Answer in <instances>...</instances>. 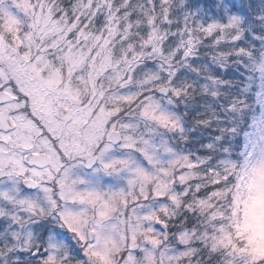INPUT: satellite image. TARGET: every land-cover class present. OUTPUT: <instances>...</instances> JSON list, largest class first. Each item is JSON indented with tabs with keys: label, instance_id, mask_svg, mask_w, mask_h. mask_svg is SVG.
<instances>
[{
	"label": "snow or ice",
	"instance_id": "obj_1",
	"mask_svg": "<svg viewBox=\"0 0 264 264\" xmlns=\"http://www.w3.org/2000/svg\"><path fill=\"white\" fill-rule=\"evenodd\" d=\"M0 264H264V0H0Z\"/></svg>",
	"mask_w": 264,
	"mask_h": 264
}]
</instances>
